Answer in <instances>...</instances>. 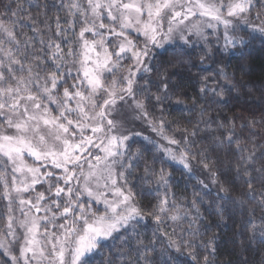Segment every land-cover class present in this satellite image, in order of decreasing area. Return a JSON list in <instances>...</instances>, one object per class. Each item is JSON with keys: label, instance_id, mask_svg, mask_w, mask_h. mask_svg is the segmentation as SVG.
<instances>
[{"label": "snow or ice", "instance_id": "snow-or-ice-1", "mask_svg": "<svg viewBox=\"0 0 264 264\" xmlns=\"http://www.w3.org/2000/svg\"><path fill=\"white\" fill-rule=\"evenodd\" d=\"M251 5L252 0H235L227 4L223 3V0L219 3L215 0L210 3L202 0H103V2L87 0V7H84L79 0H75L68 7L75 9L76 12L72 15L79 14L82 23L86 25L81 29L79 37L83 40L86 32L100 37L92 41L91 47L95 48L99 45L103 50V58L100 59L99 53L97 54L94 68H84L83 79L77 76L76 82L71 85V91L66 86L67 81L63 80L64 72L60 63L54 65V71L43 82L38 73L36 76L32 75L31 66L25 69L12 47L16 46L17 50L19 49V40L14 28L15 21L12 17L18 16L22 9L13 10L11 4L4 5V15L8 16V20H0V34L6 38L9 47H4V41L0 40V53H3L7 59V63L0 60V116L4 118L3 123L0 124V156L6 158L12 168L11 191L7 177L2 173H0V182L4 187L3 196L8 201V233L14 234L12 192H15V199L21 206L29 205V211L34 209L35 213H45L44 217L29 216L28 213H24L25 220L21 221L19 226L25 229L26 235L20 248L19 258L13 256L14 264H39L42 260L47 261V264H89L91 255L97 252L104 241L113 237L114 233H120L123 229L130 230L134 236L140 235L136 228L145 220V215L133 202L135 197L131 187L128 186L127 177L135 173L143 158L140 149H137L136 153L132 152V145L137 143L134 137L142 134L139 132L125 134L122 125L110 118L117 100L131 98L136 109L147 118L148 113L143 102L135 99L134 85L137 83L138 74L140 79H144V74L152 71L146 63L151 47H163L166 42H171L173 33L190 17L208 16L217 24H223L225 47L228 44L233 46L244 44L243 37L233 38L228 36L227 32L232 24L230 18L242 17V14L249 13ZM221 9L224 11L222 12ZM242 18L245 27H251L253 32L258 31L264 35V20L256 26L250 25L246 16ZM259 18L260 14L257 13V19ZM104 19L110 21L109 25H105ZM57 27L59 28V22ZM209 27L215 25L210 24ZM103 29H107V33L101 31ZM185 29L202 35L200 25L195 22H192L190 27L185 25ZM130 31H134L137 37L141 35L144 37L143 47H139L130 38ZM106 35L115 36L120 41L114 53L108 51L105 43ZM180 39L185 43L189 42L183 31ZM48 47H54L55 51L52 55L55 60L62 59L59 44H49ZM83 47L89 48L87 40H83ZM113 55L115 60L112 59ZM35 59L40 58L35 57ZM124 59L132 61V66L126 69L127 75L122 78L119 85L114 80L113 87H106L101 79L103 73L108 72L114 76L116 71L124 67L120 63ZM25 70L29 74L27 78L16 75L17 71L23 73ZM57 72L60 73L59 76ZM68 75L71 76L70 70ZM58 84L63 88L62 94L57 91ZM164 87L166 89L167 85ZM82 89H85L87 94ZM140 91L142 93L144 89ZM201 91L203 92L204 89L202 88ZM101 92L104 93L105 98L98 105L95 98ZM164 98L168 99L167 96ZM155 99L159 101L161 97L156 96ZM49 105H55L56 115L52 114ZM149 123L152 130L169 145L160 144L151 137H143V141L146 142L143 145L145 149L151 151L147 145H152L157 152L162 153L161 158L154 157V160L171 163L191 173L189 154L192 150L187 138L183 140V149L174 150L171 146H179L181 141L165 135L164 121L153 123L149 120ZM6 129H11V132ZM86 133L90 134L86 135ZM190 135L196 136L197 133L193 131ZM216 140L218 145H223L225 142L228 146L236 144L238 151H244L239 147L238 141L233 139L231 132H226L223 139L217 137ZM129 141L131 143H128ZM205 151L206 149H202L200 155L204 156ZM25 155L41 162L40 166L27 165ZM253 157L254 152L249 153L247 157H241L243 163L236 168L238 174L251 176L248 165L254 162ZM194 158L195 154H193ZM201 162L204 163V167H208L205 161ZM48 164H51L53 169L61 170V174L55 175L53 171H49ZM41 167L44 168L43 172ZM16 174H20L19 183ZM169 175L164 168L157 173L151 164L145 163L144 174L138 177V180L148 184L153 182L152 178L158 177L154 182L159 195L161 187L169 186ZM49 178L54 182H49ZM246 182L251 189V179ZM38 183L47 184L48 192L55 197L47 205L42 206V202L46 200L44 193L37 195L35 203L21 198L22 193L33 190ZM109 192L113 196L111 200L108 199ZM82 196H86L87 199L81 200ZM92 202L103 204V208L93 209ZM53 207L60 209L59 216L65 218V223L60 225L54 223L57 219L56 213L48 217L47 214L52 212ZM21 211L23 212V207ZM168 211V200L165 197L157 202L155 210L149 214L159 224L162 223L161 214H167ZM169 218L177 221L180 217L172 215ZM41 220L46 222L43 233L44 244L37 239ZM49 224L61 229L60 234L48 232ZM261 228L264 229V220L261 222ZM153 236L155 237V232ZM124 242L127 243L126 240ZM137 242L143 244L142 241ZM149 243L153 245L151 248L143 245L142 248L137 249V252L144 259V264H156L155 261L148 259L149 253L156 251L154 242ZM185 243L188 247L194 248L187 241ZM211 244L212 241L209 240L205 247L209 248ZM168 245L175 246L177 250L180 247L177 241L171 238L168 240ZM0 247H4V244L0 243ZM211 251L214 252L215 249ZM190 255L193 261H196L195 252H191ZM204 260L207 264L208 257L205 256Z\"/></svg>", "mask_w": 264, "mask_h": 264}, {"label": "trees", "instance_id": "trees-1", "mask_svg": "<svg viewBox=\"0 0 264 264\" xmlns=\"http://www.w3.org/2000/svg\"><path fill=\"white\" fill-rule=\"evenodd\" d=\"M73 2L0 0V20H8L4 5L11 4L13 10L22 9L18 16L12 17L19 49L12 47L25 69L31 66L34 71L38 63L47 67L49 55L45 53L51 50L49 44H59L62 52L68 47H77L82 22L77 14L72 15L75 9L68 7ZM257 13L263 19L264 0H252L248 14L257 17ZM240 34L244 44L225 47L219 36L217 40L211 37L206 46L172 45L148 58L152 71L144 74V79L137 77L136 97L143 102L153 123L164 121L165 135L181 141L179 146L174 145V150L183 149V140L187 138L192 150L189 154L192 172L154 160V157L161 158L162 153L152 145H147L151 149L148 151L143 146L146 143L143 137H134L137 143L132 145V152L140 149L143 158L135 173L127 178L135 197L133 202L145 215V220L136 228L140 235L134 236L130 230L123 229L114 233L91 255L89 264H144L137 249L143 245L151 248L150 241L154 242L156 251L150 252L148 259L156 264H205V256L207 264H264V229L261 228L264 220V36L248 30ZM68 37L74 42L67 47ZM0 40L4 41V47H9L2 34ZM41 52L44 54L40 55ZM0 60L7 63L3 53ZM16 74L29 75L26 70ZM141 89H144L142 93ZM156 96L161 99L156 100ZM193 131L196 136L190 135ZM226 132L233 133L243 152L237 150L236 144L218 145L216 138L223 139ZM202 149H206L204 156L200 155ZM252 152L254 162L248 165L251 176L238 174L236 168L243 163L241 157ZM202 160L208 164L207 168ZM145 163L151 164L157 173L164 168L170 174L169 186L161 187L159 195L154 182L158 177L148 184L138 180L144 174ZM0 173L3 174L1 168ZM249 179L251 189L246 182ZM165 197L169 212L161 214L162 223L158 224L149 213ZM5 204L0 182V232L7 220ZM172 215L180 218L173 221L169 218ZM169 238L177 241L179 250L168 245ZM138 240L143 244H138ZM209 240L212 244L206 248ZM185 241L194 248L188 247ZM193 251L196 261L190 255ZM0 264H12L1 250Z\"/></svg>", "mask_w": 264, "mask_h": 264}, {"label": "rangeland", "instance_id": "rangeland-1", "mask_svg": "<svg viewBox=\"0 0 264 264\" xmlns=\"http://www.w3.org/2000/svg\"><path fill=\"white\" fill-rule=\"evenodd\" d=\"M80 2V1H79ZM83 3L82 5L84 7H87V0H81ZM103 2V0H102ZM202 2L205 3H210L212 0H202ZM215 2L219 3L220 0H215ZM229 2H235V0H223V3L227 4ZM103 11V10H102ZM223 12L224 9H221ZM76 12V10L74 11ZM78 17L80 18L82 22V17L77 14ZM246 16L247 21L249 22L250 25H256L259 26L261 24V21L263 19H257V17H253L250 14H242V17ZM242 17H236V18H230L232 19V24L229 26L227 35L233 38H239L241 37L240 32L242 30H248L251 33H257L260 34L258 31L253 32L251 27H245L244 25V20ZM144 18V17H142ZM103 22L105 25H109L110 21L108 19H104ZM195 22L200 25L202 29V35H197L195 32H189L185 29V25H188L189 27L191 26V23ZM215 25V27H209V25ZM86 25L84 23L81 24V29L85 27ZM80 29V31H81ZM101 31H105L107 33V29H103ZM181 31H183L184 35L187 36L188 38V43H185L184 40L180 39V34ZM262 35V34H261ZM130 38L139 46L143 47L144 43V37L141 35L137 37L136 33L134 31L129 32ZM221 38V41L223 43H226V37H225V29L223 24H217L215 20H213L210 16L208 17H190L188 20H185L183 24L179 26V29L173 33V40L171 42H166L163 47H151V52L149 57L146 58V63H148V58L151 57V55L156 52L157 50H163L169 46L172 45H187V46H206L208 44L209 39L212 37L215 40H217V37ZM264 36V35H263ZM100 37L93 36L91 33L86 32L84 35L83 40H87L89 42V48L85 49L83 47V40H78L77 42V47L75 46L68 47L69 43L74 42V39L68 37L66 38V43L68 50L65 52H60V55L62 57L61 60H55L53 58V51H55L54 47L50 48L48 52L45 53L49 55L48 60L49 63L47 67L43 66L41 63H38L37 66L35 67V70H32V75L36 76V74H39V77L41 79V82H43L44 79L47 78V76L54 71V65L56 63H60L63 68L64 76L63 80L67 81L66 86L69 88L71 91V85L76 82L77 76H79L81 79H83V69L84 68H89L92 69L94 68V65L97 61V54L99 53L100 59L103 58V50L97 45L95 48L91 47L92 41L93 40H98ZM80 41V42H79ZM119 40L115 36H110L106 35L105 36V43L108 48L109 52H113L116 50L117 45L119 44ZM231 45V44H229ZM71 52V55L69 53ZM44 53L41 52L40 55ZM113 60H115V55L112 57ZM124 67L121 68V70L116 71L115 75L113 76L112 74L108 72H104L101 79L103 81V84L106 87H113V81L115 80L117 82V85H119L122 81V78L127 75V67L132 66V61L130 59H124L120 62ZM83 65V67H82ZM48 69V70H47ZM50 69V70H49ZM69 70L71 71V76H75L71 78V76L68 75ZM80 73H77V72ZM75 74V75H74ZM17 75V74H16ZM60 73L57 72V76H59ZM21 76V75H17ZM25 78H27L29 75H23ZM139 74L137 75V77ZM13 84H15V81H13ZM135 86V85H134ZM57 91L62 94L63 88H61L58 84ZM82 91H85V94H87V91L85 89H82ZM135 91V90H134ZM104 97V93H100L95 99L96 103L99 105ZM136 100H139L137 97H135ZM72 103V102H70ZM74 106V104H73ZM49 107L52 110V114L56 115L57 114V109L55 105H49ZM75 117H73L74 119ZM115 121H117L120 125H122V129L124 130L125 134L131 133V132H139L142 134V136L139 137H151L152 139L156 140L160 144H163L165 146H169L167 144V141L163 140L160 136H158L151 128V125L149 123V120H151L148 116L145 118L144 116L141 115L140 111L136 109L135 103L131 98H125V100H117V103L115 105V109L112 111L111 117ZM3 117L0 116V124L3 123ZM152 121V120H151ZM153 122V121H152ZM7 131L11 132V129H6ZM90 133H86L88 135ZM130 142V141H129ZM128 142V143H129ZM171 147L174 148V145ZM95 154V153H94ZM87 155V154H85ZM25 161L27 165L32 166V167H37L40 166L41 162L35 161L34 158L29 157L25 155ZM49 171H53L55 175H60L61 170L59 169H53L51 164L47 165ZM85 170H87V165L85 164ZM0 168L3 171V174L7 177L9 181V191H11V184H12V168L10 163L7 161L6 158L0 156ZM44 171V168L41 167V172ZM117 171H119V168H117ZM17 175V183H19L20 180V174ZM83 179V178H81ZM49 182H54L52 181L51 178H49ZM118 183H120L118 181ZM3 186V183H2ZM61 186H63V182L61 181ZM48 185L44 183H38L34 186L33 190H30L29 192L22 193L21 198L24 200H31L33 203L36 202V197L39 193H44L46 200L42 202V206L47 205L51 202V200L55 199L54 196L50 195V193L47 190ZM93 188L95 186L93 185ZM54 191V190H53ZM101 191H104V189H101ZM3 192H4V187H3ZM108 199H112V193L109 192L108 194ZM13 196V202L11 205L12 209V215L14 217L13 219V229H14V234H9L7 230V223L8 221L6 220V223L4 225L3 230L0 232V243L4 244V247H0V250L5 254V256L11 260L12 264L13 262V256L19 258L20 256V248L23 246L24 239H25V229L20 227L19 224L21 221L25 220V215L24 213H28L29 216L36 215L38 217H44L45 213L40 212V213H35L34 209L32 211H29V205H24L21 206L19 204V201L15 199V192H12ZM86 196H82L81 200H86ZM5 211H6V219L8 216V201L5 199ZM87 207V204L85 205ZM92 208L93 209H102L103 204H98L92 202ZM21 207H23V212L21 211ZM60 209H56L55 207L52 208V212L48 213V217L50 218L52 213L57 214V219L54 221L56 225H60L65 223V218L59 216ZM169 212V211H168ZM45 221L41 220L40 221V231L37 234V239L41 242V244L45 243V238H44V228H45ZM48 227V232L56 233L57 235L60 234L62 231L58 227H52L50 224L47 226ZM67 260V256H66ZM39 264H47V261H39Z\"/></svg>", "mask_w": 264, "mask_h": 264}]
</instances>
